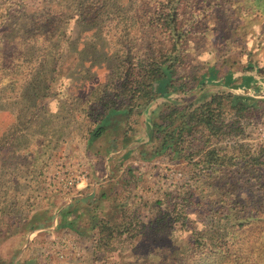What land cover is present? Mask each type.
<instances>
[{"label": "rangeland", "instance_id": "obj_1", "mask_svg": "<svg viewBox=\"0 0 264 264\" xmlns=\"http://www.w3.org/2000/svg\"><path fill=\"white\" fill-rule=\"evenodd\" d=\"M20 1L2 25L10 3L0 0L1 264H264V165L239 158L207 168L196 163L202 142L159 153L154 137L175 106L187 112L229 91L214 83L183 91L179 76L249 59L264 68V0H186L216 7L200 10L183 38L178 87L133 107L122 77L173 44L156 26L159 0ZM106 100L122 111L103 121ZM259 104L239 117L228 103L225 119L241 129L226 127L213 143L248 160L260 154ZM67 210L78 230L61 224ZM102 219L115 227L106 243L95 226Z\"/></svg>", "mask_w": 264, "mask_h": 264}, {"label": "trees", "instance_id": "obj_2", "mask_svg": "<svg viewBox=\"0 0 264 264\" xmlns=\"http://www.w3.org/2000/svg\"><path fill=\"white\" fill-rule=\"evenodd\" d=\"M7 1L10 3V0ZM158 2L162 6L158 12L156 26L164 27L172 34V48L170 51L155 50L151 56L142 61L143 63L140 64L139 68L129 69L125 73V77H122L123 80L118 84L120 93L126 98L130 97L131 101L138 100L127 105L139 106L143 102L147 103L146 101L153 100L157 95L167 96L171 90L178 87L179 79L182 80L179 85L183 91L193 88L194 84L204 85L207 83L223 84L229 91L214 95L201 105L191 107L187 112H185L186 107L175 106L169 113L163 114L162 121L155 124L157 130L154 137L160 139L157 152L160 153L168 148H173L178 153L191 149L192 146L202 142L203 146L198 151L200 159L196 163H204L207 168L223 166L226 163L236 165L239 158L246 165H264V150H261L260 154H252L248 160L249 153H243L241 156V154L226 152L213 143V138L219 136L226 127H233L235 130L241 129V126L236 125L239 120H234L231 123L226 121L224 109L228 103L239 117L258 108L259 102L264 103V68L249 59L246 66L237 69L228 68L224 73H221V70L216 67H211L197 77H191L187 74L179 76V79L175 78L178 75V67L185 65L184 62L188 59V54L183 51V38L185 39L195 33L194 28L201 16L200 10L207 11L209 9L212 11L216 6L209 2L208 6L192 7L190 2L186 4V0H179L176 4L174 3L175 0H159ZM22 4L23 1L17 0L7 5L6 12H4L6 16L1 20L2 25L10 14L9 9L15 5L22 6ZM215 5L224 6L225 4L217 3ZM197 12L198 14H196ZM117 104L114 100H106L100 103L102 108L100 115L103 121H106L114 113L122 111V107L117 106ZM180 117L182 121L177 124ZM105 130L106 127L100 124L94 135L99 137ZM194 157L195 155L190 152L185 154V158L193 159ZM70 215H74L73 210L65 211L61 224L78 230L76 218L68 220ZM97 224L98 227L101 226L99 227L101 236L99 240L101 242L106 243L114 238L115 227L113 224L104 219L97 221L96 227Z\"/></svg>", "mask_w": 264, "mask_h": 264}]
</instances>
